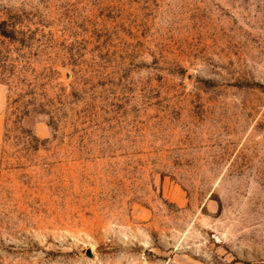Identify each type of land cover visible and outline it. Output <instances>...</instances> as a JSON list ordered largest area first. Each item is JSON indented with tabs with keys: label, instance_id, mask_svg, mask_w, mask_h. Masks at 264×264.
Masks as SVG:
<instances>
[{
	"label": "rangeland",
	"instance_id": "374dc122",
	"mask_svg": "<svg viewBox=\"0 0 264 264\" xmlns=\"http://www.w3.org/2000/svg\"><path fill=\"white\" fill-rule=\"evenodd\" d=\"M0 264H264V0H0Z\"/></svg>",
	"mask_w": 264,
	"mask_h": 264
},
{
	"label": "trees",
	"instance_id": "16d2710c",
	"mask_svg": "<svg viewBox=\"0 0 264 264\" xmlns=\"http://www.w3.org/2000/svg\"><path fill=\"white\" fill-rule=\"evenodd\" d=\"M2 33L7 36L8 34L7 33H12V31H7V30H2Z\"/></svg>",
	"mask_w": 264,
	"mask_h": 264
}]
</instances>
